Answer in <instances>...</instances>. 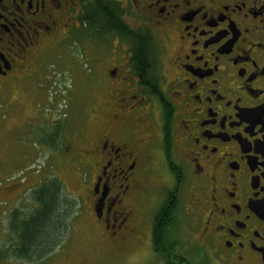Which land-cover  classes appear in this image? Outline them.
I'll use <instances>...</instances> for the list:
<instances>
[{"label":"flooded vegetation","instance_id":"flooded-vegetation-1","mask_svg":"<svg viewBox=\"0 0 264 264\" xmlns=\"http://www.w3.org/2000/svg\"><path fill=\"white\" fill-rule=\"evenodd\" d=\"M5 98L0 169L33 135L40 149L25 157L43 156L39 184L63 185L71 166L107 248L139 242L153 214L156 252L167 210L179 226L191 219L219 264H264V0H0Z\"/></svg>","mask_w":264,"mask_h":264},{"label":"rangeland","instance_id":"rangeland-1","mask_svg":"<svg viewBox=\"0 0 264 264\" xmlns=\"http://www.w3.org/2000/svg\"><path fill=\"white\" fill-rule=\"evenodd\" d=\"M55 80V77L53 78ZM60 80L63 82L60 83ZM67 74H58L57 80L53 84V88L46 92L48 95V101L50 98L60 97V85H68ZM31 86V84H30ZM33 87V86H32ZM57 90V91H56ZM57 92V96L55 93ZM64 92V91H63ZM64 94V93H63ZM24 101L29 99L27 102V114H32L33 104L30 103L32 100V95L25 93ZM29 96V97H28ZM59 99V98H58ZM0 101H7V98L0 99ZM63 108V106H62ZM64 109V108H63ZM26 117L25 113H19L15 118L5 119V128H10L14 123L23 122ZM16 121V122H15ZM25 138V142L17 146L15 154L16 157L10 158V161L14 163V168L11 169H0V251L6 249L10 244V229H11V217L14 210H19L21 213H28V209H32L34 206L31 203V192L32 190L41 182L39 177V168L41 162L44 160L43 156L39 157L36 155H30L25 157L28 152L34 150H39L41 144L32 137ZM11 138H19L17 135H11ZM12 143H14L12 141ZM16 145H14V148ZM13 151H11L12 153ZM33 165L31 169L27 171L28 163ZM65 164V163H64ZM14 172H19L14 174ZM60 178L63 182L61 186V193L64 195L63 199L65 202V224L66 229H64V237L61 239V246H63V252L60 255L51 256L54 250L58 249L55 246L45 258L39 259L35 257L30 260L29 258H22L16 256L12 253V257L9 253L8 255L2 254L0 256V264H58V261H62L69 257H74L77 255H86L87 264H163L162 258L160 259V250L157 248L152 250V232L151 224L153 214L143 218L144 230L139 238V242L132 244L127 249H122L120 247L107 248L101 241V237L93 227L92 222L89 220V215L87 209L84 206V200L89 195V190L86 186L79 185V176L69 165H64L58 171ZM17 177L16 181L12 180L13 177ZM33 177L29 180V177ZM27 179L29 181H27ZM20 182L22 184L21 189L13 191L10 187L15 183ZM9 198V199H8ZM162 194H159L158 199L161 200ZM151 202V201H150ZM154 205L150 204V207ZM87 207V206H86ZM86 209V211L84 210ZM150 226V227H149ZM177 240L181 244L182 257L189 261L190 264H219L215 260L212 253L209 251L207 255H204L200 250V246L197 243L196 236L194 235V229L191 219H181L180 226L178 228ZM103 243V244H102ZM10 248V247H9ZM11 253V251H9ZM51 257V258H50ZM165 261V260H164ZM171 264V263H170ZM172 264H181L180 259L177 262H172Z\"/></svg>","mask_w":264,"mask_h":264},{"label":"trees","instance_id":"trees-1","mask_svg":"<svg viewBox=\"0 0 264 264\" xmlns=\"http://www.w3.org/2000/svg\"><path fill=\"white\" fill-rule=\"evenodd\" d=\"M62 183L59 178L39 184L31 194L32 209L28 213L14 210L11 217L10 245L0 251L9 257L12 253L22 258H45L55 246L61 245L65 236V202L61 193ZM155 222L154 246L160 250L163 264H172L180 259L181 264H190L182 257L181 244L177 240L178 221L169 211L160 212ZM10 247V248H9ZM11 251V253L9 252ZM182 252V254H181ZM165 260V261H164Z\"/></svg>","mask_w":264,"mask_h":264}]
</instances>
